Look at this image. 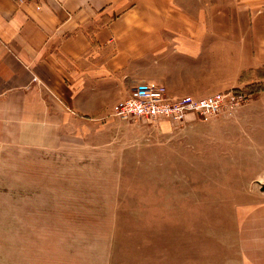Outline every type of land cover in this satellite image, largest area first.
<instances>
[{
    "label": "rangeland",
    "instance_id": "obj_1",
    "mask_svg": "<svg viewBox=\"0 0 264 264\" xmlns=\"http://www.w3.org/2000/svg\"><path fill=\"white\" fill-rule=\"evenodd\" d=\"M246 84L216 116H114L119 100L52 146L2 147L0 264H228L264 194V90Z\"/></svg>",
    "mask_w": 264,
    "mask_h": 264
},
{
    "label": "crops",
    "instance_id": "obj_2",
    "mask_svg": "<svg viewBox=\"0 0 264 264\" xmlns=\"http://www.w3.org/2000/svg\"><path fill=\"white\" fill-rule=\"evenodd\" d=\"M263 66L264 0H0V151L52 146L136 86L208 98ZM250 202L228 264H264V194Z\"/></svg>",
    "mask_w": 264,
    "mask_h": 264
},
{
    "label": "built area",
    "instance_id": "obj_3",
    "mask_svg": "<svg viewBox=\"0 0 264 264\" xmlns=\"http://www.w3.org/2000/svg\"><path fill=\"white\" fill-rule=\"evenodd\" d=\"M241 99L243 100L233 91L218 93L208 98H172L167 95L164 84L156 83L134 87L128 97L118 102L112 115L183 123L191 114L216 116L228 106H237Z\"/></svg>",
    "mask_w": 264,
    "mask_h": 264
},
{
    "label": "trees",
    "instance_id": "obj_4",
    "mask_svg": "<svg viewBox=\"0 0 264 264\" xmlns=\"http://www.w3.org/2000/svg\"><path fill=\"white\" fill-rule=\"evenodd\" d=\"M255 73L257 77L264 79V66L258 69L246 70L242 73L240 82L247 83L246 88L250 89L249 93L255 94L264 90V82H258V79L250 80L251 74Z\"/></svg>",
    "mask_w": 264,
    "mask_h": 264
},
{
    "label": "water",
    "instance_id": "obj_5",
    "mask_svg": "<svg viewBox=\"0 0 264 264\" xmlns=\"http://www.w3.org/2000/svg\"><path fill=\"white\" fill-rule=\"evenodd\" d=\"M259 184H260L261 191L264 192V181L263 182L260 181Z\"/></svg>",
    "mask_w": 264,
    "mask_h": 264
}]
</instances>
